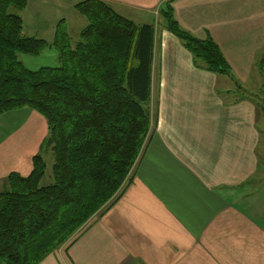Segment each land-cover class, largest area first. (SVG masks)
Wrapping results in <instances>:
<instances>
[{
    "label": "crops",
    "instance_id": "1",
    "mask_svg": "<svg viewBox=\"0 0 264 264\" xmlns=\"http://www.w3.org/2000/svg\"><path fill=\"white\" fill-rule=\"evenodd\" d=\"M47 1L27 0L20 17L23 36L51 44L83 0L52 13ZM101 1L155 25L151 130L116 201L38 264H264V0ZM166 2L182 30L218 46L229 74L202 69L154 17ZM56 56L47 48L19 60L36 71L54 66ZM7 113L0 115L1 186L9 174L31 173L48 133L28 107Z\"/></svg>",
    "mask_w": 264,
    "mask_h": 264
},
{
    "label": "trees",
    "instance_id": "2",
    "mask_svg": "<svg viewBox=\"0 0 264 264\" xmlns=\"http://www.w3.org/2000/svg\"><path fill=\"white\" fill-rule=\"evenodd\" d=\"M14 4L20 12L26 0H0V115L28 107L44 117L49 137L42 147L53 144L54 181L40 185L45 168L41 154L32 158L27 177L12 173L6 178L0 191V264H38L76 235L97 204L109 200L140 155L149 130L142 104L149 93L154 31L151 25L133 24L102 1L86 0L74 6L89 20L78 41L71 43L57 26L53 43L47 44L21 35L19 13L6 10ZM96 8L104 10L109 24L113 19L127 26L93 32ZM161 14L166 29L202 69L229 74L211 39L199 40L182 30L169 3ZM50 47L59 60L56 68L32 72L18 60V55L39 57ZM51 227L54 231L48 233Z\"/></svg>",
    "mask_w": 264,
    "mask_h": 264
},
{
    "label": "rangeland",
    "instance_id": "3",
    "mask_svg": "<svg viewBox=\"0 0 264 264\" xmlns=\"http://www.w3.org/2000/svg\"><path fill=\"white\" fill-rule=\"evenodd\" d=\"M83 1H86V0H83ZM83 1H81V2H83ZM99 1H101V0H99ZM68 2V0H48L47 1V4L48 3H51V9H50V12L52 13V12H55L56 11V9H57V6H60V9L61 10H63L65 7H66V3ZM81 2H79V3H81ZM103 2V1H102ZM26 3H27V0H26ZM105 3V2H104ZM168 2H166V4H167ZM78 4V3H77ZM107 4V3H106ZM165 4V5H166ZM32 5V4H31ZM109 5V4H108ZM110 6V5H109ZM25 7H26V4H25ZM24 7V8H25ZM111 7V6H110ZM165 7V6H164ZM24 8H23V10H24ZM112 8V7H111ZM113 9V8H112ZM6 10H8V11H10V12H14V13H19V15H21V12L23 11V10H21L20 12L18 11V8H16V5L14 4V7H10V8H6ZM64 11V10H63ZM62 11V12H63ZM95 11H96V23H97V27L93 30V32L95 31V30H99V29H106V28H110L111 30H114V28H117V26L118 27H120V28H125L126 26L123 24V23H121V22H119V21H114L113 19L112 20H110V24L108 23V16H105V13H104V10L102 9V8H96L95 9ZM113 11H114V9H113ZM163 11V10H162ZM116 12V11H115ZM118 14V13H117ZM120 15V14H119ZM153 14H151V16H152ZM121 16V15H120ZM150 16V17H151ZM156 16H161L160 18L162 19V18H164L163 17V15L161 14V13H159L158 12V14L157 15H155L154 17H156ZM123 18H125V19H127L128 21H131V22H133V24H135V25H137V26H142V25H145V24H143L141 21H139L140 19L139 18H134V17H125V16H122ZM149 17V18H150ZM22 21V20H21ZM65 22V21H64ZM176 22V21H175ZM63 23V21H61V22H59V24H60V26H59V24H58V26H59V29L60 30H64V31H68V33H67V35H68V38H69V40H70V42L71 43H75V42H77L78 41V38H79V33H80V31L82 30V29H84L85 27H87L88 26V24H89V20L84 16V15H82L81 13H79V12H77L75 9H74V12H73V14L68 18V23H67V25L66 26H64V24H62ZM147 25H151L152 27H153V31H155L154 29H156L155 28V25L152 23V24H147ZM114 27V28H113ZM115 31H117L119 34L121 33L123 36H124V32H122V31H118L117 29H115ZM169 31V30H168ZM126 33V32H125ZM154 34L155 33H153V39L155 38L154 37ZM172 34V33H171ZM21 35H22V31H21ZM31 35V34H30ZM173 35V34H172ZM34 36V35H33ZM34 37H36V38H38L37 36H34ZM55 37H56V32H55V36H54V39H55ZM128 36H124V38H127ZM54 39H53V41H54ZM153 39H152V45H153ZM198 39V38H197ZM199 40H205V39H199ZM53 41H52V43H53ZM128 44V43H127ZM153 47V46H152ZM50 48H53V47H50ZM53 50L56 52V50L53 48ZM113 52H115V50L113 51ZM128 52H129V50H128ZM56 55H57V53H56ZM19 56H21V55H18V60H19ZM56 59H57V56H56ZM20 61V60H19ZM57 62V64L56 63H54V61L53 62H49V64L50 65H54V66H42V67H40L38 70H40L41 68H56L58 65H59V60L57 59L56 60ZM115 62H118V61H116L115 60ZM20 63H21V61H20ZM51 63H53V64H51ZM151 63H152V53H151V61H150V73H151V70H152V65H151ZM22 64V63H21ZM22 66H23V64H22ZM24 67V66H23ZM120 67V66H119ZM25 68V67H24ZM26 70H28L27 68H25ZM38 70H36V71H38ZM30 71V70H29ZM80 71H82V70H80ZM32 72H35V71H32ZM81 74V73H80ZM149 85H150V76H149ZM149 85H148V87H149ZM150 92V91H149ZM148 98H149V93H148ZM147 101H148V99H147ZM145 108H146V110H147V113H148V116L150 117V111H149V109H148V102H145L144 104H142ZM18 109V108H17ZM13 110H16V109H12V110H9V111H13ZM24 110H27V109H24ZM25 112L26 111H20V113L18 114V115H16V123L17 124H21L22 122H23V120L26 118V114H25ZM4 113H6V114H10L11 115V113H7V111L6 112H4ZM5 117H3V119H2V122H6V120H7V118H9V117H6V119H4ZM46 121V120H45ZM6 125H7V123H5ZM19 125H16V126H19ZM46 125H47V122H46ZM8 128H6L5 127V125H4V127H3V129L1 130V132H6V130H7ZM69 130V128H68V126L66 127V130ZM149 130H148V133H147V135H146V138H145V140H144V143H143V146H142V148H141V150H140V155L142 154V150H143V148H144V146H145V144H146V140L148 139V135L150 134V130H151V124H150V120H149V128H148ZM47 130H48V132H49V128H48V125H47ZM52 135L54 136L55 135V133L53 132L52 133ZM48 137H49V133H47V136H46V138L48 139ZM45 138V139H46ZM45 141V140H44ZM38 154L40 155L41 154V156L43 157V160H44V165H45V168H44V172H43V175H42V177H41V179H40V185L41 186H45V185H49V184H51L53 181H54V178H53V175H52V165L54 164V152H53V144L52 145H48V144H45L44 143V145H43V147H42V149L38 152ZM38 154H36V155H38ZM35 155V156H36ZM140 155L136 158V160H135V162H133L132 163V165H131V167H130V169H129V171L127 172V175H126V177L124 178V180L122 181V183H121V185H120V187L116 190V191H114V192H111V194H110V196L108 197V201H106V202H102V203H100V204H97V206L98 207H96L92 212H91V214H90V218L84 223V226L83 227H81V228H79V230H78V232L76 233V235H75V233H73L71 236H70V238L68 239L69 241L68 242H66V243H64V244H62V245H60L59 247H56L53 251H55V250H58V249H61V248H65L67 245H69V243L73 240V239H75L76 238V236H77V234L80 232V231H83L84 229H86V227L88 226V224L90 223V221H91V219H93L94 217H96V216H98V215H100L102 212H103V210H105V209H107L108 208V206L110 205V204H112V202L114 203V201H116V196H117V194L119 193V191L120 190H122L123 191V189H124V187L126 188V186H127V184H128V181H129V179H130V177H131V174H132V172H133V170H134V168H135V166H136V164L138 163V160H139V158H140ZM32 170H33V164H32ZM8 177V176H7ZM6 177V178H7ZM6 180V179H5ZM5 180H4V183H5ZM5 187V184H3L2 186L0 185V191H2V188H4ZM66 207H68V206H66ZM72 220V219H71ZM71 220H69V224H70V222H71ZM52 222V221H51ZM53 227H51V229L48 231V233H53ZM52 251V252H53Z\"/></svg>",
    "mask_w": 264,
    "mask_h": 264
}]
</instances>
